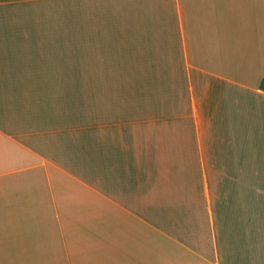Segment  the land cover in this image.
Wrapping results in <instances>:
<instances>
[{
	"label": "crops",
	"instance_id": "1",
	"mask_svg": "<svg viewBox=\"0 0 264 264\" xmlns=\"http://www.w3.org/2000/svg\"><path fill=\"white\" fill-rule=\"evenodd\" d=\"M262 80L264 0H0V264H264Z\"/></svg>",
	"mask_w": 264,
	"mask_h": 264
},
{
	"label": "water",
	"instance_id": "2",
	"mask_svg": "<svg viewBox=\"0 0 264 264\" xmlns=\"http://www.w3.org/2000/svg\"><path fill=\"white\" fill-rule=\"evenodd\" d=\"M260 88L264 90V80H262Z\"/></svg>",
	"mask_w": 264,
	"mask_h": 264
},
{
	"label": "rangeland",
	"instance_id": "3",
	"mask_svg": "<svg viewBox=\"0 0 264 264\" xmlns=\"http://www.w3.org/2000/svg\"><path fill=\"white\" fill-rule=\"evenodd\" d=\"M62 74H72V73H65V71Z\"/></svg>",
	"mask_w": 264,
	"mask_h": 264
}]
</instances>
